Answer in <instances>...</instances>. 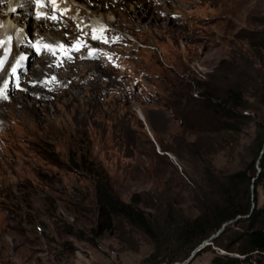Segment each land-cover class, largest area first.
Here are the masks:
<instances>
[{"label":"rangeland","instance_id":"obj_1","mask_svg":"<svg viewBox=\"0 0 264 264\" xmlns=\"http://www.w3.org/2000/svg\"><path fill=\"white\" fill-rule=\"evenodd\" d=\"M83 1L73 18L65 14L53 21L57 36L49 42L68 46L80 39L87 47L72 51L71 60L59 52L33 54L28 41H39L41 29L33 23L35 36L21 44L27 59L16 78L5 74L15 66V51L0 72V81H11L8 99L0 100V264H154L159 253L144 234L125 224L101 230L90 176L51 164L40 156V146L66 156L73 137L87 134L92 157L124 201L144 204L159 218L165 204L197 216L200 174L187 143L198 134L187 131L170 106L177 99L187 107V91L198 93L193 78H205L230 60L237 36L255 28V14L264 11V0H95L99 7ZM4 9L15 8L7 0ZM83 11L89 20L80 16ZM19 16L21 21L8 17L6 25L0 16V39L18 24L28 32L31 15ZM40 19L48 24L34 9V20ZM83 26L90 28L87 33ZM101 27L108 43L91 38L92 29ZM92 49L95 57H89ZM43 77L54 91L39 99ZM254 135L251 122L235 151L214 154L218 175L252 161L248 146ZM251 188L252 208L253 201L262 207L264 187L258 188V200L256 181ZM247 217L229 224L216 244L211 240L188 264H264V250L242 251Z\"/></svg>","mask_w":264,"mask_h":264},{"label":"trees","instance_id":"obj_2","mask_svg":"<svg viewBox=\"0 0 264 264\" xmlns=\"http://www.w3.org/2000/svg\"><path fill=\"white\" fill-rule=\"evenodd\" d=\"M252 24L255 28L237 36L230 60H223L205 78H193L198 93L194 96L187 91V107L177 99L170 106L172 114L187 131L198 134L195 141L187 143V155L196 163L200 174L197 216H186L175 205L165 204L158 210L162 216L159 218L144 204L124 201L114 193L108 172L92 157L87 134L73 137L66 156L53 146L47 147L44 143L40 146V156L51 164L90 176L97 196L101 230L118 229L120 224H125L144 234L159 253L160 258L154 264H175L187 259L224 223L245 215L250 216L244 219L247 222L242 234L245 245L240 250L247 253L264 250V205L251 211V186L264 147V11L255 14ZM46 81L43 77L37 83L35 96L39 99L54 91ZM251 122L255 123V135L248 146L254 152L252 161L244 162L233 172L218 175L214 154L235 151ZM261 167L256 180L257 200L258 188L264 187V154ZM217 240L212 241L216 244ZM187 246H190L188 251L177 252Z\"/></svg>","mask_w":264,"mask_h":264},{"label":"bare ground","instance_id":"obj_3","mask_svg":"<svg viewBox=\"0 0 264 264\" xmlns=\"http://www.w3.org/2000/svg\"><path fill=\"white\" fill-rule=\"evenodd\" d=\"M32 1L33 0H8V2L11 3L12 7L15 8L13 11L8 12L7 9H4V8H7V0H0V16L3 18V25L7 24V21H8L7 18L10 17V16H11V18H13L14 16L17 15L16 20H20L21 21V17L19 16L20 13H24L26 15L27 14L31 15V19H30L31 21L27 24L28 32H24V30H23L24 26H19V24H18V26L15 25V27L12 26L13 29L11 27L9 29H7V30L5 29L8 32V36L12 37L11 48H12V51L16 52V56H13L12 59H14L16 61L22 55L23 48H20L21 44H24L25 42H27L28 39L31 36H33V35L35 36V31L33 29V23H39L38 25L41 28L40 32H39L40 33L39 34V37H40L39 39L40 40L43 39V40H46L44 42L52 44L51 42H49V38H50V40H52V38L56 39V36H57L56 26H58V24L56 22L48 20V24H45L44 19H40L37 22L34 20V9L35 8L33 6H31L32 5ZM89 1L91 2V4H94L96 7H99L98 3L95 0H89ZM80 2L83 3L84 1L83 0H58L59 8L57 10V15L59 16V14H60L59 13V9H69V11H67L66 15L69 16V17L72 16V18H73L74 14H76L78 10H81V7L79 5ZM46 8L49 10V15H51V11H52L51 8L50 7H46ZM86 13H87V11H86ZM80 16H82L86 20H89V17L84 13V11L81 13ZM80 28H81V26H80ZM60 29H61V33H63L65 37H67V38H71V36L73 37V35L69 31H67L65 29H62L61 27H60ZM89 29L90 28H86V27L83 26V31L85 33H87V31ZM48 31L50 32V37H47V35H48L47 32ZM0 33H1V30H0ZM87 36H88V34H87ZM87 39H89V37ZM52 45H54V44H52ZM3 54L4 53H3V50H2L0 52V56H3ZM33 54H37L35 52V50L33 51ZM38 70H39V68H38ZM31 73H32V71H31ZM5 74L7 76L11 75V68L9 69V71L6 70ZM68 74H70V73H68Z\"/></svg>","mask_w":264,"mask_h":264},{"label":"snow or ice","instance_id":"obj_4","mask_svg":"<svg viewBox=\"0 0 264 264\" xmlns=\"http://www.w3.org/2000/svg\"><path fill=\"white\" fill-rule=\"evenodd\" d=\"M35 2L40 7H50L51 8V15H48L46 13H38V16L44 17L46 19L52 20V21H59L63 18V16L69 11V9H59V16L57 15V10L59 8L58 0H35ZM106 31L105 28L101 27L98 29H92V35L91 38L95 40H103L104 43H108V39L103 35ZM11 41L12 37L8 36L6 39H0V48L3 49V56H0V72L4 71L5 65L8 63V58L11 55L12 48H11ZM28 43L35 49V51L38 54H41L42 52L46 51L50 53L52 56H56L57 53H62L67 59L71 60V52L72 51H80L81 48L87 47L86 43L81 41L80 39H77V41L72 44L65 46L64 44H56L52 45L47 42H44L43 39L39 41H32L29 40ZM96 50L92 49L89 51V57H95ZM27 59L26 56L21 55L19 59L16 61L15 66H11V76L15 79L17 75V68L20 66V63ZM63 63V61H59L57 66H60ZM52 80H55V77L52 78ZM51 81H46L45 83H48ZM11 81L3 80L0 81V100H7L8 99V89L9 84ZM16 87H19V83H16Z\"/></svg>","mask_w":264,"mask_h":264},{"label":"water","instance_id":"obj_5","mask_svg":"<svg viewBox=\"0 0 264 264\" xmlns=\"http://www.w3.org/2000/svg\"><path fill=\"white\" fill-rule=\"evenodd\" d=\"M263 154H264V147H263V149H262V151H261V156H260V158H259V165H260V162H261V158L263 157ZM261 171V167H259V172ZM259 175V173L257 174V176ZM256 179H257V177H255L254 179H253V182H255L256 181ZM253 190H254V188H255V184H253ZM253 198H255V192H253ZM255 207H256V202L255 201H253V208H252V211L255 209ZM250 215H248V217H249ZM242 216H238L237 218H235V219H232V220H230V221H228V222H226V223H224V225L222 226V228L221 229H219V231L216 233V234H213L210 238H208V239H206V240H204L197 248H195V250L193 251V253L191 254V256L186 260V261H184V262H177L176 264H188L193 258H195L196 256H197V254L198 253H200L201 251H203V249H205L206 248V246H208V245H210V241L211 240H213V239H215L216 237H218L223 231H224V229L229 225V224H231V223H233V222H236L239 218H241Z\"/></svg>","mask_w":264,"mask_h":264},{"label":"crops","instance_id":"obj_6","mask_svg":"<svg viewBox=\"0 0 264 264\" xmlns=\"http://www.w3.org/2000/svg\"><path fill=\"white\" fill-rule=\"evenodd\" d=\"M151 117H152V119H155V118H157V116H156V115H154V114H151Z\"/></svg>","mask_w":264,"mask_h":264}]
</instances>
